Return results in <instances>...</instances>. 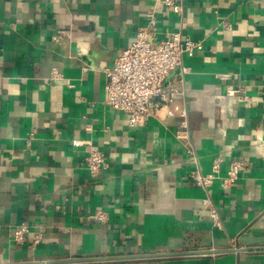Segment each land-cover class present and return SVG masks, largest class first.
Returning <instances> with one entry per match:
<instances>
[{
	"label": "crops",
	"instance_id": "1",
	"mask_svg": "<svg viewBox=\"0 0 264 264\" xmlns=\"http://www.w3.org/2000/svg\"><path fill=\"white\" fill-rule=\"evenodd\" d=\"M151 10L159 41L178 32L201 46L165 82L187 112L192 154L175 136L179 118L130 128L104 104V72ZM87 149L105 156L97 175L85 170ZM216 159L220 176L232 160L243 164L231 188L215 180L207 190L219 228L188 178L195 168L210 174ZM20 225L29 231L17 244ZM246 249H264V0L171 9L155 0H0V264H264V250Z\"/></svg>",
	"mask_w": 264,
	"mask_h": 264
},
{
	"label": "built area",
	"instance_id": "2",
	"mask_svg": "<svg viewBox=\"0 0 264 264\" xmlns=\"http://www.w3.org/2000/svg\"><path fill=\"white\" fill-rule=\"evenodd\" d=\"M165 9L174 8L180 0H155ZM157 18L153 10L145 15L144 25L137 31L134 42L122 49L116 56L113 66L105 70V100L108 108L121 112L127 117L130 128L143 127L149 119H157L164 122L166 119L179 118L177 140L189 148L188 124L186 110L175 105V92L165 85V82L176 69L182 68L183 55L192 54L194 49L200 50L201 46L192 40L181 41L178 32L168 35L167 39H157ZM52 78L57 74L53 72ZM73 147H80L78 141H72ZM192 154V149H188ZM85 170L89 175H97L107 168L103 153L87 149L84 157ZM220 160L216 159L212 165V171L208 175H202L198 168L188 174L192 185L205 192L202 200L207 210L213 227H220V217L217 208L212 204L206 194L208 188L215 180L220 181L223 190L231 188L238 180L243 164L239 159L230 162L224 176L219 175ZM92 220L104 222L103 213L90 216ZM29 229L26 225L15 228L13 241L17 244L23 242ZM41 240L40 235L34 236L32 243L37 245Z\"/></svg>",
	"mask_w": 264,
	"mask_h": 264
},
{
	"label": "water",
	"instance_id": "3",
	"mask_svg": "<svg viewBox=\"0 0 264 264\" xmlns=\"http://www.w3.org/2000/svg\"><path fill=\"white\" fill-rule=\"evenodd\" d=\"M261 250H254V249H246V250H241L244 252H253V251H262ZM213 253H218L215 251L212 252H191V253H182V254H170V255H159V257H184V256H197V255H210ZM141 258V257H137ZM126 259H136V258H126ZM122 260V259H121ZM106 261V259H84V258H67L64 260H56V261H48V262H33V263H15V264H88V263H96V262H102Z\"/></svg>",
	"mask_w": 264,
	"mask_h": 264
}]
</instances>
